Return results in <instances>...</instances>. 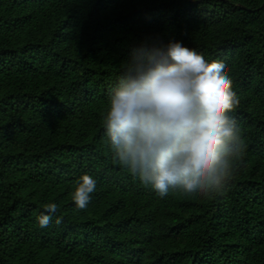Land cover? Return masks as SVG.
Instances as JSON below:
<instances>
[{
    "label": "trees",
    "instance_id": "1",
    "mask_svg": "<svg viewBox=\"0 0 264 264\" xmlns=\"http://www.w3.org/2000/svg\"><path fill=\"white\" fill-rule=\"evenodd\" d=\"M170 41L223 62L240 100L243 163L214 196L161 198L103 128L125 65ZM0 264H264V0H0Z\"/></svg>",
    "mask_w": 264,
    "mask_h": 264
},
{
    "label": "clouds",
    "instance_id": "2",
    "mask_svg": "<svg viewBox=\"0 0 264 264\" xmlns=\"http://www.w3.org/2000/svg\"><path fill=\"white\" fill-rule=\"evenodd\" d=\"M239 103L223 62H208L178 41L143 45L111 90L103 128L114 161L161 198L170 189L210 197L243 163L246 144L231 115ZM95 190L96 181L81 176L76 207L85 209ZM45 212L41 228L57 205H45Z\"/></svg>",
    "mask_w": 264,
    "mask_h": 264
}]
</instances>
